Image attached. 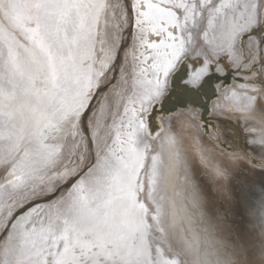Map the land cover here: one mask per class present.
<instances>
[{"label": "snow or ice", "instance_id": "6c2138e0", "mask_svg": "<svg viewBox=\"0 0 264 264\" xmlns=\"http://www.w3.org/2000/svg\"><path fill=\"white\" fill-rule=\"evenodd\" d=\"M0 264H264V0H0Z\"/></svg>", "mask_w": 264, "mask_h": 264}, {"label": "rangeland", "instance_id": "374dc122", "mask_svg": "<svg viewBox=\"0 0 264 264\" xmlns=\"http://www.w3.org/2000/svg\"><path fill=\"white\" fill-rule=\"evenodd\" d=\"M230 80L232 81V79L230 78ZM231 81H227L228 84H232L233 82ZM214 124H217L218 126H221L223 127V125H220V122L219 121H213ZM226 124L230 125L232 128H235L236 127V121L234 119H228L225 121ZM233 135H235L234 133H231ZM242 136H243V133L241 132V136L239 138H236V143L237 144H240L242 143ZM256 180V193L257 195L259 194V181L261 180V177L260 176H257L255 178Z\"/></svg>", "mask_w": 264, "mask_h": 264}, {"label": "bare ground", "instance_id": "6f19581e", "mask_svg": "<svg viewBox=\"0 0 264 264\" xmlns=\"http://www.w3.org/2000/svg\"><path fill=\"white\" fill-rule=\"evenodd\" d=\"M228 81H231L230 78L228 79ZM231 82H233V80ZM209 105H211V101H209Z\"/></svg>", "mask_w": 264, "mask_h": 264}]
</instances>
